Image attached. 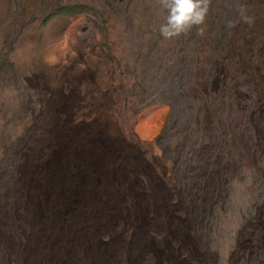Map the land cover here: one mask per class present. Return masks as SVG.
I'll use <instances>...</instances> for the list:
<instances>
[{"label": "rangeland", "instance_id": "374dc122", "mask_svg": "<svg viewBox=\"0 0 264 264\" xmlns=\"http://www.w3.org/2000/svg\"><path fill=\"white\" fill-rule=\"evenodd\" d=\"M206 3L202 25L165 39L163 0H0V264H17L5 247L13 239L22 249L30 245L15 193L24 167L37 159L40 169L54 166L45 192L58 216L94 207L102 177H121L138 198L152 191L167 197L163 207L176 215L177 204L189 209L202 177L216 171L221 198L209 214H194L205 218L189 237L202 239L217 264H235L248 249L247 227L264 224V100L230 66L245 52L247 65L259 70L264 0ZM53 136L60 153L76 151L68 170L59 154L44 157ZM20 191L29 196L25 186ZM45 229L40 243L48 247ZM148 233L154 248L158 237Z\"/></svg>", "mask_w": 264, "mask_h": 264}, {"label": "bare ground", "instance_id": "6f19581e", "mask_svg": "<svg viewBox=\"0 0 264 264\" xmlns=\"http://www.w3.org/2000/svg\"><path fill=\"white\" fill-rule=\"evenodd\" d=\"M257 61L260 67L258 71L255 67L247 65L244 52L233 60L230 69L233 75L242 74V77L248 80L247 84L255 91L257 100L259 98L264 100L262 54L257 57ZM240 66L245 68L243 73L239 71ZM203 106L204 103L201 100L199 108L202 109ZM203 113H205L204 109ZM211 113H214V109ZM211 118H213L212 121H216L215 115ZM219 124L225 132L226 145L231 148L223 121L220 120ZM60 131L63 133L58 124L56 132ZM59 138L54 136L50 138L54 144L46 150L48 153H45L44 157L47 161H51L59 154L65 159L68 170L76 151L70 147L63 149L64 152L60 153L59 148L62 145L58 144ZM113 138L116 139V136L113 135ZM215 147H219L217 142ZM39 160L37 159L35 163L31 161L24 167L25 173L15 193V201L24 208V222L31 231V241L27 248H20L15 239L11 241L13 250L9 245H5L6 251L15 255L17 264H217L216 256L209 253L202 239L196 236L198 239L193 242L189 237V231L194 230L195 226L198 227L205 218L203 214H198L197 217H194V214L199 210L209 214L211 206L221 198L224 186L222 177H218L216 171L214 173L211 171L202 177L204 186L193 193V201L189 209L181 208L177 204L176 215L170 216L167 208L164 209L168 203L167 197L161 199L162 196L156 197L152 191L146 193L143 198H138L134 190V193L132 190H127L121 177H102L100 180L104 183L103 192L100 197L95 198L94 207L82 209L79 214L59 213L60 216H58L57 208L55 209L56 199L53 195L52 199H49L45 192L48 187L45 175L47 172H52L54 166L48 163L50 167L45 164V170L40 169L38 168ZM219 169L222 173L224 172L221 166ZM256 170L257 174L262 176L261 167L258 164H256ZM52 179L55 181L58 177L52 176ZM260 179L264 190V177ZM24 186L29 189L28 197L20 191ZM109 186L114 187L112 193L107 192ZM181 196L179 191L174 192L176 200ZM21 198L25 199L22 201ZM92 199L94 200V197ZM89 200L90 197L87 196L82 198L84 207H87L86 202ZM158 202L162 204L159 209L156 205ZM262 202L264 203V196ZM109 214L113 216L111 220ZM77 217L79 224H74L73 221ZM143 217L148 218V223L147 220L145 224L143 223ZM60 224L62 229L58 239L57 232ZM257 224L247 227L245 239L251 238V242L246 251L242 250L235 256V264H264V224ZM43 228L49 229V233H52V240L48 247L45 243L43 245L40 243ZM148 231L158 237L154 248L153 237ZM111 238H117L118 241L115 244L106 241ZM111 245L113 255L110 253ZM202 251L205 255H200Z\"/></svg>", "mask_w": 264, "mask_h": 264}, {"label": "clouds", "instance_id": "9594fccd", "mask_svg": "<svg viewBox=\"0 0 264 264\" xmlns=\"http://www.w3.org/2000/svg\"><path fill=\"white\" fill-rule=\"evenodd\" d=\"M163 7L167 16L159 31L165 39L174 38L193 26L202 25L207 13L206 0H163Z\"/></svg>", "mask_w": 264, "mask_h": 264}]
</instances>
